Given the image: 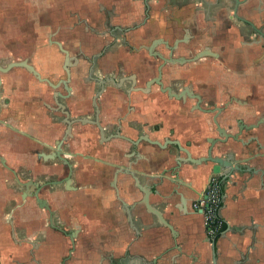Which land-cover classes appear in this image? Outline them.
<instances>
[{
	"label": "crops",
	"instance_id": "crops-1",
	"mask_svg": "<svg viewBox=\"0 0 264 264\" xmlns=\"http://www.w3.org/2000/svg\"><path fill=\"white\" fill-rule=\"evenodd\" d=\"M185 1L184 7L175 8L163 6L164 0H154L147 18L143 16L140 0H57V8L70 30L74 23L80 28L77 19L92 24L95 14L98 19H104L103 12L113 7L124 26L143 21L148 36L142 39L135 36L140 31L132 32V46L139 53H129L127 49L125 55L114 53L113 66L123 60L134 70L136 59L149 55L148 51L140 52L143 45L147 49L155 39L180 38L185 34L190 41L178 47L177 56L191 58L203 51L208 53L197 61L192 58L189 63H180L176 69L193 68L195 73H201L189 81L205 95L202 107L222 109L217 116L220 126L228 134L240 135L242 142L230 141L225 147H216L218 155L225 158L227 153L223 150L233 149L236 163L255 170L235 172L222 183L220 215L225 230L216 241V263L264 264V121L255 129L240 130L243 125H256L264 120V0H243L235 16L229 9L218 8L214 0ZM173 11L178 22L173 19ZM16 31L14 25L8 34L0 28V66L27 60L43 76H54L57 81L62 74V57L46 55L39 47L45 39H34L35 32L21 35L15 34ZM0 77V264H12L14 257L26 258L33 246L42 264H58L50 260V249L55 248L40 241L43 235L48 236L49 243L54 240L46 228L47 214L38 206L37 198L25 197L28 192L24 193L22 187L28 181L41 183L60 176L59 161L50 160L47 155L51 151L49 147L58 144L61 137L60 118L52 114L51 90L27 69L17 67ZM161 105L169 111L166 115L156 105L157 109L143 113L146 122L161 126L160 131L151 134L155 140L167 139L170 128L175 129L181 141L191 134L199 141L197 131H202L206 138L217 137L215 114L207 115L196 109L186 114V107L178 113L179 103ZM191 105L196 106V102ZM130 148L115 143L110 160L112 168L106 175L108 181L114 182V188L103 182L102 192L87 200L84 194L66 195L60 191L56 197H47L58 222L67 229H79L80 236L91 244V250L78 246L76 256L90 255L92 262L88 264H99L98 259L105 253H112L114 259L129 254L131 264H151L154 259L158 260L157 264H214L203 216L194 208L196 200L207 190L214 166L209 163L181 167L177 172L184 182L177 194L172 192L171 184L176 169L173 156L147 144L139 151ZM192 152L195 156L205 153L198 147H193ZM119 169L131 170L136 181L126 174L116 177ZM83 171L77 177L79 182L90 177L85 173L86 168ZM156 177H164V182L150 181ZM155 185L151 204L178 231L176 240L142 204L144 195L140 188ZM78 195L82 197L80 200L76 199ZM76 209H80L81 215L79 210L74 213ZM83 250L92 253L84 255L87 252ZM65 252L66 249H60L58 258Z\"/></svg>",
	"mask_w": 264,
	"mask_h": 264
},
{
	"label": "flooded vegetation",
	"instance_id": "flooded-vegetation-1",
	"mask_svg": "<svg viewBox=\"0 0 264 264\" xmlns=\"http://www.w3.org/2000/svg\"><path fill=\"white\" fill-rule=\"evenodd\" d=\"M153 1L140 0L143 5V16L146 18L150 13ZM214 1L218 8L223 10L225 8L229 9L232 16H235L238 6L243 3V0ZM185 2V0H164L163 6L180 8L184 7ZM202 2H206V0H202ZM49 5L54 6L53 8L58 11V24H53L51 21V10L53 8L51 10L48 6V10L44 8L46 11H43L42 19L37 24L38 31L40 32L39 36L45 39L44 42L46 44L43 43L39 47L43 48V52L46 55L62 57L60 65L62 74L57 81H54L53 75V77L43 76L38 72L53 83L64 80L57 90L52 89L47 83H44L51 90L54 102L52 114H58L61 126L59 142L54 147H49L51 151L47 155L50 160L59 161L61 174L60 176L49 177L45 182L41 183L28 181V183H24L25 186L22 187V191L24 193L28 192L26 197L29 195L35 198L36 196L41 199L43 198L48 205V208H41L38 203V206L47 214L46 228L54 238L51 243L48 241V236L43 235L40 239L41 243H45L47 247L55 248L50 249V252H52L49 253L52 255L50 260H56L58 264H71L74 262L88 264L92 262V259L89 257L90 255L86 254H91V251L83 250L87 252L85 254L84 252L82 253L86 255L84 258L76 256L77 248L80 245L91 250V244L86 242L88 239L80 236L79 229L75 227L67 229L63 224L58 222L55 210L47 200V197H56L57 192L60 191L66 195L81 193L85 195L83 196L84 200H87L92 198L94 194L102 192L100 185L103 182L114 188V182L108 181L106 175H108V169L112 168L110 167V160L114 152L115 143L130 145L131 150L137 149V151H139V148L143 144L157 147L141 141L143 136H149L152 140L159 141L155 140L151 134L153 135V133L160 131L161 128L158 124H150L144 120L143 113L145 111L152 112L157 106L160 113L163 112L162 115H166L169 111L164 110L161 105V103L165 102L179 103L178 113L183 110L182 107H186L184 108L186 114L192 113L195 109L197 112L207 115L213 113L209 112L212 108L205 109L202 107L203 101H206V97L199 93L189 81L194 75L201 73H195L193 68L189 70L176 69L178 68L177 65H181L180 62L189 63L194 58V56L190 58L176 55L178 47L187 45L188 41H190L185 36L186 34L180 38L155 39L147 49L143 45L144 49L142 47L140 52L148 51L149 55L138 57L134 70L130 69L131 66L127 67L123 60L118 61L117 66H113L114 62L111 58L116 53L120 52V54L125 55V49L129 53H139L135 50L139 49L132 46L131 41L134 38L132 32L140 31L135 36L145 39L148 35L143 21L135 22L131 26H124L118 21V13L113 7L111 10L103 12L104 19H98L95 17V14L92 24H89V21L77 19L76 24L80 28L77 29L74 23L73 28L70 30L69 26H67L68 21L61 18L63 14L62 11L58 10V4L52 3ZM31 12L34 15L32 8ZM173 19L177 20V22L179 21L174 11ZM61 28L63 29L60 31ZM86 29L89 30L90 34H86ZM76 33H80V35ZM39 36L36 35L34 39H39ZM159 47H162V49H159L160 51L157 49ZM68 57L69 62L67 61ZM66 66L70 71V76H68L65 70ZM76 69L78 70V74H75ZM180 69L181 71H178ZM56 91L60 93L57 98L54 97ZM193 101L196 102V106H189ZM168 132L167 139H164L161 143L180 141L182 148L191 152L194 158L202 159L207 156L210 147L208 139L210 137H203L202 131L195 133L196 135L199 134V141L194 140L195 135L192 137L193 134L188 139L181 141L176 136V131L173 128H170ZM132 134H136V137H132ZM216 135L217 137L215 138H218L219 132L217 131V127ZM65 137L67 139L63 142ZM133 141L138 142V144L133 145ZM230 141L234 140L230 138L225 143H218L213 149L214 155L219 156L215 151L216 147H225ZM61 142L63 143L60 155L58 156L59 143ZM193 147L204 150V155L195 156L192 152ZM119 148L121 149L122 147ZM223 151L234 155L233 149H224ZM167 152L175 160L178 157H187L176 146H170ZM185 165L194 167V165L189 163ZM95 167L100 169H96ZM83 168L84 170L86 168L85 173H89L90 177H86V179L79 182L77 177H79ZM212 176L219 177L220 181L224 184L221 173L214 172L210 178ZM81 198L78 195L76 199L80 200ZM78 204L81 205L80 202ZM87 205L89 204H85V206ZM78 210L81 215L80 209H76L74 213L77 214ZM51 217L53 218V224L51 223ZM223 231L224 229L216 238H210L209 236L208 238L216 243ZM79 239L81 243L78 241ZM81 239H85V242H82ZM35 248L33 246V248L29 249L27 251L28 256L24 259L29 264H42V260L38 258V251ZM62 248L66 249L65 255L58 258L59 250ZM129 260V254L124 255L122 258L114 259L112 253H105L98 259V263L131 264Z\"/></svg>",
	"mask_w": 264,
	"mask_h": 264
},
{
	"label": "water",
	"instance_id": "water-1",
	"mask_svg": "<svg viewBox=\"0 0 264 264\" xmlns=\"http://www.w3.org/2000/svg\"><path fill=\"white\" fill-rule=\"evenodd\" d=\"M206 53L207 52L203 51V52L199 53L197 56H195L192 60L197 61L198 59L203 57ZM67 61L69 62V57L67 58ZM180 63H182V62H180ZM17 67H19V68L22 67V68L27 69L30 73H32V75H34L36 77V79L39 82L47 83L54 90H57L61 86V83L64 81V80H62V81H59L58 83H53L50 79L44 78L36 70V68L31 63H29V61H27V60L12 62V63H9L5 67L0 66V74H6V73L10 72L12 69L17 68ZM65 70H66L68 76H70V71L67 68V66L65 67ZM1 85H2V79L0 77V88H1ZM59 95H60V93L58 91H56L54 97L57 98ZM0 110H1V92H0ZM209 112L213 113V114L217 113L215 115V118H214V123L217 127V131L219 132V137L208 139V143L210 144V147H209L207 156L202 158V159L194 158L191 152L182 148L180 141H170V142L166 141V143L163 144L160 141L152 140L149 136H143V138H141V141H145L151 145H155V146L159 147V149H161L164 152L168 151L170 146H176V147H178V149L181 152L186 154V156H187L186 158L178 157L175 160L176 161V169H173V171L175 170V173L172 175L174 177V180L171 181V184L174 186V188L172 190L173 193L178 194V191L183 187L184 180H182L180 178V175L178 172L183 165L188 164V163L192 164L194 166H201L202 164L206 165V164L211 163L214 166V172L221 173L224 181L229 179L232 176V174L235 172H246V171H248L249 173H253L255 171L253 169H249V167H247V166H243V165L236 163L234 161V157H233L234 155L232 153H230V154L228 153L225 158L214 155L213 149L218 143H225L230 138L233 139L234 141H238V142H242V141L239 139L240 135L228 134L227 131L220 126L218 119H217V116H218V113L222 112V109L214 108V109L210 110ZM263 121L264 120L262 119L261 121L258 122V124L256 123V125H251V126H244L243 125L240 127V130L242 131L244 128L245 129H255ZM65 139H67V137L64 138L63 142L65 141ZM63 142L59 143L58 156L60 155V149H61V145ZM133 143H132L133 145L138 144V142H135V141H133ZM120 174L129 175L130 177H132L136 181L135 173H133L129 169L117 170L115 173V176L117 177ZM150 181H159V184H162L164 182V177L152 178ZM155 188H156V185L154 187L146 186V187L140 188V191L144 195L142 204L147 208V212L149 214L156 217V219L158 220V222L162 226H164L170 230L173 239L176 240L178 237V231L175 229V227L168 220H166L163 213L151 204V197H152V195H154L156 193ZM206 192H207V190L205 191V193ZM36 198H37V201H38L41 208H48L46 201L40 199V197H38V196H36ZM199 213L201 214V211H199ZM51 223L53 224V218L52 217H51ZM211 243H212V248H213L214 264H217L216 263V258H217L216 243L214 241H211ZM157 262H158V260L154 259L152 261V264H157Z\"/></svg>",
	"mask_w": 264,
	"mask_h": 264
},
{
	"label": "rangeland",
	"instance_id": "rangeland-1",
	"mask_svg": "<svg viewBox=\"0 0 264 264\" xmlns=\"http://www.w3.org/2000/svg\"><path fill=\"white\" fill-rule=\"evenodd\" d=\"M49 1L50 0H0V28H2V32L4 34H8L12 25H14L15 29H17L15 34L18 33L26 35L28 34V31L31 34L35 31L38 35H40V32L38 31V24L42 19L43 11H46L44 8L48 10L47 5L50 4ZM52 2H56V4H58L57 0H52ZM51 7L52 5H50V10L52 9ZM31 8L34 11V15L31 12ZM51 11L52 23L58 24L57 20L59 19V15L57 9H52ZM37 34H35V36ZM39 37L41 38V36ZM12 264L29 263L25 259H17L14 257L12 259Z\"/></svg>",
	"mask_w": 264,
	"mask_h": 264
},
{
	"label": "built area",
	"instance_id": "built-area-1",
	"mask_svg": "<svg viewBox=\"0 0 264 264\" xmlns=\"http://www.w3.org/2000/svg\"><path fill=\"white\" fill-rule=\"evenodd\" d=\"M223 201V185L220 178L212 176L208 183V190L194 203V208L201 211L207 234L210 238H216L225 227L222 219L221 205Z\"/></svg>",
	"mask_w": 264,
	"mask_h": 264
},
{
	"label": "trees",
	"instance_id": "trees-1",
	"mask_svg": "<svg viewBox=\"0 0 264 264\" xmlns=\"http://www.w3.org/2000/svg\"><path fill=\"white\" fill-rule=\"evenodd\" d=\"M224 230H225V228H224Z\"/></svg>",
	"mask_w": 264,
	"mask_h": 264
}]
</instances>
